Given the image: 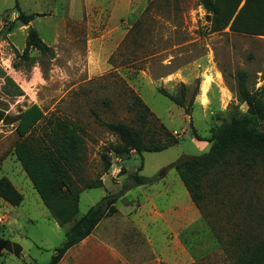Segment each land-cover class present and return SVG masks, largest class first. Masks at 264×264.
<instances>
[{
	"label": "rangeland",
	"instance_id": "374dc122",
	"mask_svg": "<svg viewBox=\"0 0 264 264\" xmlns=\"http://www.w3.org/2000/svg\"><path fill=\"white\" fill-rule=\"evenodd\" d=\"M18 10L34 16L23 25L16 18ZM0 17V177H7L23 195L17 206L0 198V236L5 229L1 214L18 213V224L13 225L16 234L6 238L23 246L27 262L36 258L37 264H46L65 240L67 225L56 232L43 219L48 210L14 154L19 139L15 122L6 119L36 103L43 117L30 130L33 135L49 130L52 124L48 120L56 116L76 124L83 139L84 180L99 176L100 152L116 140L102 122L138 126L146 119V138L164 141L168 137L165 131L177 138L175 144L159 151L132 150L123 158L110 152L111 162L121 158L123 166L117 165L115 179L106 173L104 185L80 193L79 217L106 193L130 184L132 174L159 178L161 170L180 156L208 151L210 142L196 139L192 127L206 138L232 112L245 114L246 104L236 99L239 71L247 72L251 90L264 85V35L228 28L211 31L210 16L199 0H0ZM29 26L49 51L30 49L23 54ZM205 78L209 85L203 96ZM182 84L184 107L159 92L165 89L180 96ZM136 96L149 112L142 111ZM258 116L263 128L264 108L258 109ZM255 171L249 175L247 187L264 194L263 170L257 167ZM164 175L154 187L172 182L174 190H185L174 167ZM236 175L234 180H220L218 187H237L239 181L245 185V176ZM119 176L121 182H114ZM116 204L120 206L122 201ZM256 208V215L264 212L263 198L255 201ZM255 220L264 226L262 219L255 216ZM26 235L43 242L33 244ZM4 254L15 258L8 251Z\"/></svg>",
	"mask_w": 264,
	"mask_h": 264
},
{
	"label": "trees",
	"instance_id": "16d2710c",
	"mask_svg": "<svg viewBox=\"0 0 264 264\" xmlns=\"http://www.w3.org/2000/svg\"><path fill=\"white\" fill-rule=\"evenodd\" d=\"M199 3L210 16L211 31L228 28L233 32L264 35V0H199ZM33 16V13L26 14L18 10L16 18L21 24L26 25ZM30 49L41 52L50 50L37 31L29 26L23 54L26 56ZM247 75L246 71H239L236 75V99L239 103L246 104L245 114L238 116L236 112H232L228 119L212 127L206 138L199 137L192 127L193 136L198 140L210 142V148L174 166L192 201L201 211L205 201L214 197L210 195L211 190L219 188L220 180L227 177L234 180L238 174L245 176L244 186L247 187L250 185L247 179L249 175H255L257 167H260L264 173V127L260 128L258 116V109L264 108V96H261L262 92L264 95V85L257 90H251L247 84ZM181 87L180 96L171 94L165 89H159V92L184 107L185 86L182 84ZM135 100L140 103L144 113L149 112L139 97L136 96ZM42 117V109L36 103H31L6 121L15 122L14 132L19 140L15 142L14 154L33 188L50 216L60 226L67 225L65 240L54 249V253L46 263L55 264L63 252L88 235L102 217L116 211L115 201L127 188L151 182L156 178L134 173L131 175L130 184L124 185L116 193H106L83 215L76 217L80 193L85 189L103 185L101 176L110 168V152L123 158L132 150L138 153L159 151L175 144L177 138L169 131H165L168 137L164 141L152 137L146 138V119L140 121L138 126L122 121L102 122L116 136V140L108 143L100 152L102 171L99 176L84 180L81 176L84 159L83 139L78 126L66 118L56 116L48 120V123L52 124L49 130L43 131L41 135H33L30 130ZM257 180H259L258 175L255 176V181ZM0 198L17 206L23 196L7 177L2 176ZM262 198L264 199V194L255 189V201ZM255 210L257 211L258 208ZM255 216L264 221V212L260 214L259 211ZM263 235L264 226L255 227V245L253 248L247 247L243 250L242 264H264ZM3 251L19 256L21 246L9 238L0 236V254Z\"/></svg>",
	"mask_w": 264,
	"mask_h": 264
},
{
	"label": "crops",
	"instance_id": "0c3cea01",
	"mask_svg": "<svg viewBox=\"0 0 264 264\" xmlns=\"http://www.w3.org/2000/svg\"><path fill=\"white\" fill-rule=\"evenodd\" d=\"M120 162L121 158L118 163L111 162L106 172L111 178H116L117 165L123 166ZM164 176L127 188L115 201L116 211L102 217L55 264H242L243 250L255 245L259 223L255 220V187H244L240 182L237 187L213 189V199L206 200L201 211L186 188L183 192L174 190L172 182L154 187ZM120 180L119 176L114 182ZM118 200L122 205L116 204ZM1 215L4 237L16 234L13 225L18 224L20 215L12 211ZM42 217L53 224L49 226L53 231L65 229L48 211ZM25 238L36 245L43 242L27 235ZM20 246L21 253L14 259L3 251L0 264H37L36 258L31 259L33 263L26 261Z\"/></svg>",
	"mask_w": 264,
	"mask_h": 264
},
{
	"label": "water",
	"instance_id": "95a60500",
	"mask_svg": "<svg viewBox=\"0 0 264 264\" xmlns=\"http://www.w3.org/2000/svg\"><path fill=\"white\" fill-rule=\"evenodd\" d=\"M191 158V156H187V155H182L180 156L178 159H176L175 161L171 162L170 164H168L167 166H165L162 170H161V174L164 175L170 168L174 167L175 165L179 164L180 162Z\"/></svg>",
	"mask_w": 264,
	"mask_h": 264
},
{
	"label": "bare ground",
	"instance_id": "6f19581e",
	"mask_svg": "<svg viewBox=\"0 0 264 264\" xmlns=\"http://www.w3.org/2000/svg\"><path fill=\"white\" fill-rule=\"evenodd\" d=\"M209 81L205 78V80L202 81L201 84V94L204 96L205 92L208 89Z\"/></svg>",
	"mask_w": 264,
	"mask_h": 264
}]
</instances>
